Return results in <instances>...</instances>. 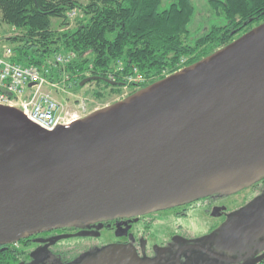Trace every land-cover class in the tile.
I'll return each mask as SVG.
<instances>
[{
  "label": "water",
  "instance_id": "1",
  "mask_svg": "<svg viewBox=\"0 0 264 264\" xmlns=\"http://www.w3.org/2000/svg\"><path fill=\"white\" fill-rule=\"evenodd\" d=\"M262 176L264 21L199 61L52 130L0 104V243L164 209ZM260 203L252 210L259 219ZM260 234L250 231L242 256L220 258L250 257L264 247Z\"/></svg>",
  "mask_w": 264,
  "mask_h": 264
},
{
  "label": "trees",
  "instance_id": "2",
  "mask_svg": "<svg viewBox=\"0 0 264 264\" xmlns=\"http://www.w3.org/2000/svg\"><path fill=\"white\" fill-rule=\"evenodd\" d=\"M207 2L217 21L197 37H191L189 30L195 13L192 0H171L164 7L161 0H0V19L24 29L8 38L17 62L40 65L56 52L72 51L75 58L66 64L69 73L80 74L81 81L89 71L92 79L106 85L124 84L121 74L135 66L147 81L131 94L214 53L264 21V0ZM74 9L86 18L66 27V13ZM53 18L60 19L62 29L52 27ZM119 62L122 70L108 79L107 72ZM252 264H264V254Z\"/></svg>",
  "mask_w": 264,
  "mask_h": 264
},
{
  "label": "flooded vegetation",
  "instance_id": "3",
  "mask_svg": "<svg viewBox=\"0 0 264 264\" xmlns=\"http://www.w3.org/2000/svg\"><path fill=\"white\" fill-rule=\"evenodd\" d=\"M263 180L264 176L256 180L262 181V191L231 208L221 201L249 186L0 243V264H251L263 255L264 247L238 262L222 258L242 256L246 251L239 249L250 231L264 236V217L259 219L260 211H252L264 197L247 209L253 198L264 196Z\"/></svg>",
  "mask_w": 264,
  "mask_h": 264
},
{
  "label": "built area",
  "instance_id": "4",
  "mask_svg": "<svg viewBox=\"0 0 264 264\" xmlns=\"http://www.w3.org/2000/svg\"><path fill=\"white\" fill-rule=\"evenodd\" d=\"M13 57L12 49L3 46L0 50V104L18 108L30 121L46 130H52L60 124L66 125L84 115V100L80 99L78 109L66 116L62 114L61 104L56 97L43 91L46 86L59 88L58 80L64 76L66 64L75 58L74 52H56L45 58L40 65L22 64ZM183 62L184 59H181L180 63ZM121 70L122 64L119 62L106 76L113 80L114 74ZM121 78L123 85L133 86L134 89L147 81L135 66L131 67V71L122 73Z\"/></svg>",
  "mask_w": 264,
  "mask_h": 264
},
{
  "label": "rangeland",
  "instance_id": "5",
  "mask_svg": "<svg viewBox=\"0 0 264 264\" xmlns=\"http://www.w3.org/2000/svg\"><path fill=\"white\" fill-rule=\"evenodd\" d=\"M171 0H161V6H166ZM195 5V13L192 21L189 24V30L191 37H197L208 30L209 26L217 21L215 18L207 0H192ZM85 3V0H82ZM85 16L80 9H74L66 13L67 26L74 27L79 22L85 20ZM60 19H52V27L55 29H62L59 25ZM24 29L13 27L6 24L0 19V50L3 46L12 49L13 45L9 37L19 35ZM184 59V58H182ZM64 76L59 78V88L46 86L43 88L44 92H48L56 97V100L60 102L62 114L69 116L70 113L78 109V103L84 100L86 105V112L82 115L85 116L91 112L98 110L105 105L111 104L114 101L126 97L133 89V86L128 85H114L104 84L102 82L95 81L90 78L89 71H85L84 75H88L79 80L80 74H70L66 66L64 67ZM67 76V77H66ZM65 77V79H64ZM80 116V117H82ZM263 189V183L261 181L254 182L250 187H246L237 193L227 197L221 203H226L228 208L239 205L244 199H249L252 195H257L258 192ZM158 232V231H157ZM159 234V233H157ZM67 241V240H65ZM250 247V243H243L239 249L242 253ZM235 254V253H234Z\"/></svg>",
  "mask_w": 264,
  "mask_h": 264
}]
</instances>
